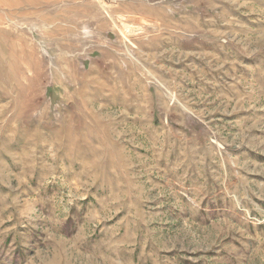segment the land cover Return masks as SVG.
<instances>
[{
    "label": "rangeland",
    "instance_id": "374dc122",
    "mask_svg": "<svg viewBox=\"0 0 264 264\" xmlns=\"http://www.w3.org/2000/svg\"><path fill=\"white\" fill-rule=\"evenodd\" d=\"M0 264H264V0H0Z\"/></svg>",
    "mask_w": 264,
    "mask_h": 264
}]
</instances>
